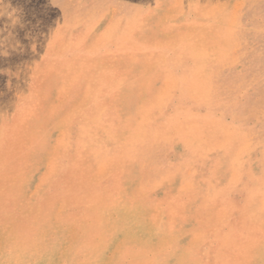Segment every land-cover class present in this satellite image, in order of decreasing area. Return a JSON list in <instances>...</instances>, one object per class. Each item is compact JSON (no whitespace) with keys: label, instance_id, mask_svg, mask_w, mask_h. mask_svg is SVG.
<instances>
[{"label":"rangeland","instance_id":"374dc122","mask_svg":"<svg viewBox=\"0 0 264 264\" xmlns=\"http://www.w3.org/2000/svg\"><path fill=\"white\" fill-rule=\"evenodd\" d=\"M0 264H264V0H0Z\"/></svg>","mask_w":264,"mask_h":264},{"label":"bare ground","instance_id":"6f19581e","mask_svg":"<svg viewBox=\"0 0 264 264\" xmlns=\"http://www.w3.org/2000/svg\"><path fill=\"white\" fill-rule=\"evenodd\" d=\"M216 2H217V1H216ZM218 3H219V1H218ZM234 8H235V7H234ZM59 11H60V10H59ZM9 14H10V13H9ZM2 25H3V24H2ZM79 33H80V32H79ZM62 47L65 48L63 45H62ZM66 47H67V46H66ZM70 49H71V48H70ZM233 52H234V51H233ZM85 57H86V56H85ZM24 68H25V67H24ZM97 72H99V71H97ZM99 75H101V74H99ZM102 76H103V75H102ZM107 76H108V74H107ZM107 76H105V79H108V80H109L110 76H109L108 78H106ZM111 76H112V75H111ZM96 78H97V77H96ZM100 78H101V77L99 76V79H100ZM94 79H95V78H94ZM102 79H104V78H102ZM5 80H6V79H5ZM108 80H107V81H108ZM103 81H104V80H103ZM93 82H94V81H93ZM99 82H100V81H99ZM99 82H98V83H99ZM104 82H105V81H104ZM91 83H92V81H91ZM36 84H37V83H36ZM91 85H92V84H91ZM98 85H99V84H98ZM33 86H34V85H33ZM96 86H97V85H96ZM93 87H94V86H93ZM94 88H95V87H94ZM96 88H97V87H96ZM98 89H99V88H98ZM98 89H97V90H98ZM28 90H29V88H28ZM94 91H95V90H94ZM98 91H99V90H98ZM31 92H32V91H31ZM95 92H96V91H95ZM33 93H34V91H33ZM96 94H97V93H96ZM158 94H159V93H158ZM153 96H154V95H153ZM93 99H94V98H93ZM34 101H35V100H34ZM34 101H33V102H34ZM36 102H37V101H36ZM148 105H149V104H148ZM32 108H33V107H32ZM136 108H137V107H136ZM29 109H30V108H29ZM29 111H30V110H29ZM29 111H27V112H29ZM22 112H24V111H22ZM22 112H20V114H21ZM30 112H31V111H30ZM18 115H19V114H18ZM23 115H24V114H23ZM23 115H22V116H23ZM22 116H20V118H21ZM18 118H19V117H18ZM83 127H84V126H83ZM80 129H81V128H80ZM82 129H83V128H82Z\"/></svg>","mask_w":264,"mask_h":264}]
</instances>
